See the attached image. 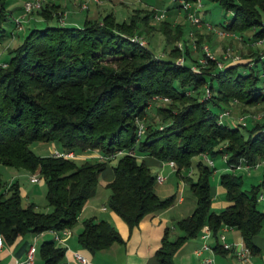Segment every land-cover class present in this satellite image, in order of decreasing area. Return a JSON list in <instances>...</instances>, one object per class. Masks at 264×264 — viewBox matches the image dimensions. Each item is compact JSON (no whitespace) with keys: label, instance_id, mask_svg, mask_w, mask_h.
Wrapping results in <instances>:
<instances>
[{"label":"trees","instance_id":"16d2710c","mask_svg":"<svg viewBox=\"0 0 264 264\" xmlns=\"http://www.w3.org/2000/svg\"><path fill=\"white\" fill-rule=\"evenodd\" d=\"M48 1L36 10L45 20L58 18L53 8L57 2L50 0L49 5ZM216 1L230 11L221 23L224 28L243 32L252 27L253 36H264V0ZM8 2L0 0V43L13 34L20 39L0 58V164L38 168L52 209L23 204L18 180L5 182L0 172V234L5 241L26 231L71 227L87 198L97 192L100 172L111 158L78 161L74 156L42 154L30 147L34 140H45L74 152L98 149L109 154L123 149L106 181L110 188L107 203L130 228L144 214L169 206L175 197H162L155 191V173L144 155L174 161L196 200L192 211L174 222L180 233L170 237L171 227L165 226L155 249L158 264H177V250L185 240L199 235L205 223L215 237L211 243L215 249L227 250L217 236L221 226L228 224L239 230L251 253L259 250L254 240L264 219V210L258 206L259 183L245 188L242 174L222 171L219 183L226 204L217 210L211 208L210 191L215 166L198 159L196 178L187 171L192 156L203 152L211 157L226 152L224 165L230 167L264 159V103L260 118L247 116L241 122L221 115L231 100L243 105L264 102V53L222 65L210 57L200 63L183 37V23L163 19L160 29L166 40L183 38L184 59L177 61L182 51L175 43L166 56L157 54L147 42L135 38L153 8H135L122 20L108 11L97 18L86 16L80 24H31L20 36L13 30L18 22ZM195 41L202 49L199 32ZM156 95L169 101L155 103ZM150 105L158 121L148 113ZM142 117L146 123L138 135ZM82 223L78 240L90 250L123 241L106 218L91 215ZM39 250L44 264H57L65 246L46 239Z\"/></svg>","mask_w":264,"mask_h":264},{"label":"rangeland","instance_id":"374dc122","mask_svg":"<svg viewBox=\"0 0 264 264\" xmlns=\"http://www.w3.org/2000/svg\"><path fill=\"white\" fill-rule=\"evenodd\" d=\"M45 0H43L44 2ZM59 1V0H58ZM61 2L66 1L71 3L73 1V5H75V8L69 7L67 8L68 13H66L68 16H76L77 20L82 23L84 17L86 16V13L89 14V17L91 18H97L103 15L104 13L111 11L113 7L111 5L105 4V0H87L89 4V11L86 10V7H81V2L83 0H60ZM104 1V2H103ZM113 3L115 4L114 10L116 11L115 17L118 20L122 19H128L130 14L133 12L135 8H153L154 11L152 12L151 17L148 19L147 24H143V29L141 33H138L137 36L141 39H143L145 42H147L148 46L153 49L154 52L157 54H161L163 56H166L168 53V50L171 46V43H175L179 48H181L182 53L178 55L179 58L184 59V40L181 37H176L173 39V41H168L166 40L165 34L163 31L160 29V21L163 19H166L168 21L172 22H182L183 23V37L188 38V44L192 46V49L190 50V53L195 56L198 60V62L205 64L207 61V58H213L216 59V62H226L228 60H234L233 58H242V57H253L256 52L264 53V36L257 37L256 41L252 42L254 44V47L258 46V49L256 51L252 50V47L250 49L249 46L245 45V42L241 40L239 43H233L231 39L229 40H211L212 44L214 45L212 48L210 45V42L205 40V36L198 31L201 36H202V45L203 43H206L209 46V51L213 55V57L208 56L206 53L201 54L203 52V47L202 49L198 48L196 46V41L195 38L198 36L197 26H200L201 24H192L190 19L187 18L186 16V10L179 6L177 1L174 0H112ZM202 4H200L198 7V13L202 20L206 21H211L214 23H222L227 16L230 15V11L226 10L218 1L216 0H201ZM23 2L24 0H9L8 6L11 8V11L13 12V16L21 18V24H18V27H13V30L16 31L18 34H23L24 31L28 28L29 25L31 24H43V23H58L64 21L63 18H65V21L68 19L66 18V14L64 15V8L63 6L57 2V4L53 6V8L56 7L57 11V16H53L48 18L47 20H42V21H35L34 16L37 17V10H33L31 12H28L27 14L24 13L23 11ZM49 5H51L50 0L48 1ZM111 3V2H110ZM112 4V3H111ZM113 5V4H112ZM71 6V5H70ZM79 6V7H78ZM179 8V13L178 12H173L172 10H168L174 7ZM192 9V7H190ZM55 11V12H56ZM155 11L158 13L156 15ZM140 12H143L140 11ZM181 21H178L180 20ZM193 25V27H192ZM196 26V27H194ZM189 30L192 31L191 34H189ZM196 30V31H195ZM197 32V33H196ZM216 36L220 38H225L226 34L225 33H217ZM19 37V36H18ZM227 37V36H226ZM172 38V36H171ZM204 38V39H203ZM20 39V37H19ZM18 39V40H19ZM17 36L15 34L9 36L8 38L4 39L0 43V58L2 54L6 52L8 47L12 46L15 44L17 41ZM256 44V45H255ZM205 52V51H204ZM247 55V56H244ZM206 56V60L202 61L200 58H204ZM177 57V58H178ZM195 66H197L196 62H194ZM169 101V98L167 99H162V98H157L155 103L158 104H166ZM263 101H259L255 104H240L236 100H231L230 104L225 107L223 110L222 115L230 116L231 118L237 120V121H245L247 116H252L255 118H260L262 116V108H263ZM155 110L152 109V105L148 107V113L152 114L154 116L155 120H159V116L154 112ZM142 121L145 125L146 123V117L139 118V121ZM30 147L38 152V153H51V150L53 147L60 148L61 146L54 141H45V140H34L30 143ZM92 150V149H91ZM91 150H81V151H76L74 157L76 160L81 161L84 157H81V155H87L91 153ZM209 155L208 153H206ZM119 154H116L115 156L111 157L108 159V163L106 167L100 172L98 183H97V192L87 198L85 201L84 205L88 201L94 202L97 206L101 204L106 205V209H98L100 213L106 214V216L109 218V221L118 229L120 232L123 240H127L129 237V230L131 229L127 221L119 215L114 209H112L108 203H107V196L110 192L109 186L106 185V181L109 180L107 176H105L106 172H111L112 173V164L115 163L117 157ZM210 156V155H209ZM211 157V156H210ZM150 158V157H149ZM213 158V165L215 166L214 171L212 172L210 176V191L212 193L213 199L211 202V208L213 209H220L224 206V204L221 202V199L224 198V190L220 186L219 183V174L227 169L234 170L235 172H238L242 174V186L245 188L250 187L253 183H259V188L262 190L264 193V159L263 158H258V163L256 165H245L244 163L236 166V167H230L224 165V159L222 155H216ZM198 159H202L204 162L210 164L207 160L206 157L202 154H194L192 156V164L190 166V169L187 171V173H190L192 175V178L195 179L197 176V168H196V161ZM148 165L150 166V169L153 173L155 171L160 170L162 174L165 175V179L163 181H155V191L158 193L159 196H168L170 194H175L174 200L172 202V205L169 206L166 211L165 215L168 216V218L172 220H176L177 217H180L183 215V213H188L184 212L186 211L185 209L189 207V205H194L195 206V200L196 196L194 192L191 190L189 186V182L185 180L183 175L180 172H176L175 168L170 165L168 161H165L164 164H158L155 162H147ZM186 169H181V172H185ZM0 172H1V177L2 180L5 182H9L12 179H17L20 187V194H21V201L23 204H27L32 202L34 204V207L38 210L42 211H49L52 209V205L48 202L47 197H46V183L45 180L43 179L42 176H40L39 170L37 168L35 170H30L26 167H15L11 165H6V164H0ZM32 173H36L39 175L38 180H30V175ZM107 177V178H106ZM184 179L183 182L181 179ZM178 182L179 184H182V189L180 190V193L184 196V200L182 202L177 201V196L179 193L178 189ZM2 185H0V190L2 189ZM215 200L220 201L215 202ZM258 206L264 210V202L263 200L258 201ZM110 212H112L116 216V220L121 221L125 224L126 229L121 230L117 227L116 222L114 221L113 217L109 216ZM88 211L84 212L82 214L80 212V215L82 214L83 218L85 215L91 216L87 214ZM84 215V216H83ZM87 217V216H86ZM80 218V219H81ZM85 218V217H84ZM83 218V219H84ZM80 219H77L73 224H72V229L73 231H76V227L78 225L77 221ZM82 221V220H80ZM169 223L171 222L168 220ZM167 222V221H166ZM165 222V223H166ZM168 223V224H169ZM161 226L164 225L163 222L160 223ZM136 228L139 227V223L134 225ZM133 226V228H135ZM137 230V229H136ZM134 229L133 234H135ZM54 234V231L51 230ZM224 236L226 241H229L231 243H236L239 240H242V237L239 233V230L237 228L234 229V232L236 234H231L235 235L234 240H227L229 234V230L224 229ZM264 232V222L263 226L259 230V234H263ZM47 233H49L47 231ZM177 233H180V229L178 227L171 228L169 231V236L170 237H175ZM155 235V234H153ZM134 236L131 237V240ZM200 237V236H199ZM194 238H197V236H194ZM58 239V238H57ZM213 240V234L211 233L209 236L203 238L200 237V241H212ZM35 250L37 253L40 252L39 250V245L36 246L34 242ZM228 252L232 251L231 248L227 250ZM83 254V253H82ZM85 257H87L85 254H83ZM220 255V254H219ZM210 256L213 255L210 254ZM254 256H258L259 254H254ZM233 257V256H231ZM236 264H244L245 262H249L241 260L236 256L235 258ZM234 260V261H235ZM262 260V259H261ZM239 262V263H237ZM202 264V263H200ZM213 264V263H212ZM225 264H229L226 262ZM249 264V263H247Z\"/></svg>","mask_w":264,"mask_h":264},{"label":"crops","instance_id":"0c3cea01","mask_svg":"<svg viewBox=\"0 0 264 264\" xmlns=\"http://www.w3.org/2000/svg\"><path fill=\"white\" fill-rule=\"evenodd\" d=\"M54 1L60 3L63 6L64 15L66 13H68L67 8H69V7L75 8V5H73V1L71 3L66 2V1L61 2L60 0L59 1L54 0ZM89 2H90V0H89ZM89 2L87 1L88 5L86 7V10H88V11L90 8ZM105 4H107L109 6L111 5V7H113V9L111 11L115 15L116 11L114 10L115 4L113 3V1L112 0H105ZM168 10H172L173 12H178L179 8L175 6L174 8H171V9L168 8ZM11 14L13 15L12 11H11ZM86 16H89V14L86 13ZM34 18H35V21L45 20V18H43L42 15L39 14L38 12H37V17L34 16ZM66 18H68L66 20V22L80 24V22L76 19L77 18L76 16H72V15L68 16L66 14ZM63 20L65 21V18H63ZM64 21H62V22H64ZM178 21H181V19ZM208 22L210 23V26L205 24V23H202L200 26H197V28L199 29L198 31H200L203 34V36H205L204 37L205 40L210 42V45L212 48H214L213 47L214 45L212 44L211 40H223V41H225L228 39L229 40L231 39V41H233V43H239L241 40H243L245 42V45L249 46L250 49L252 47H254V44L252 42L256 41V39H257L255 36H253L254 28H252V27L247 28L243 32H239V31H235L232 29L224 28L221 25V23L217 24V23H214L211 21H208ZM192 27H193V25H192ZM194 27H196V26H194ZM222 32L225 33L227 37L225 36V38L219 39L216 36V34L222 33ZM257 49H258V46L252 48V50H254V51H256ZM244 56H247V55H244ZM248 57H250V56H248ZM248 57H242V59L248 58ZM238 59H241V58H238ZM238 59L236 58L234 60H238ZM229 61H232V60H229ZM229 118H231V117L229 116ZM96 150H98V149H92L91 153H89L87 155H81V157H84V158L95 157L93 154H94V152H96ZM144 158H145L146 162H155L158 164H164V162L167 161L165 159H158V158H155V157L150 156V155H144ZM170 165H172V164H170ZM173 167L175 168V166H173ZM37 170H38V168H37ZM158 171L161 172L160 170H157V171H155V173ZM105 176H107L108 178H111L112 173L106 172ZM181 180L182 181H180V182L182 183L184 179L182 178ZM178 185H180V186H178L179 193L177 196V201L182 202L184 200V196L180 193V190L182 189V184H179V182H178ZM260 192H262V190H260ZM212 199H213V196H212ZM212 202H214V201H212ZM215 202L219 203L220 201L215 200ZM221 202L224 205L226 204L225 197L223 199H221ZM171 205H172V203L169 206H171ZM169 206H167L166 208H164L160 211H157V212H148V213L144 214L138 222L139 227L136 228L134 226L135 228L132 227L129 230V237L127 238V240L113 241L104 247L98 248L96 250H90L87 247L83 246L78 240V232L82 229V225H83L82 221H80V220H83L84 217L88 216V215H85V216L83 215L84 217L81 218L82 214H84V212L88 211L87 214L93 215L97 219L98 218H106L109 220V218L106 216V214H102V213L98 212L99 211L98 209H102V210L106 209V205L104 203L97 206L94 202L88 201L86 203V205L83 206L80 210V212L82 214L80 215V212L78 214L77 219H80V218L81 219L79 221H77L78 225L75 228L76 231H73L72 227H69V232H67V233H61L60 232L61 233L60 239L55 238L54 234H52L53 232H51L50 229H45V230H42L39 232L26 231L25 233L18 234L12 241H5V239H3V244L0 245V264H8L10 261H12L16 257H23L25 255V251H26L28 244L35 242V244L37 246L43 240H46V239H53L56 244H61V245L65 246V252H64L63 256L61 257V259L59 260V262L61 261L64 264H158L157 258L155 255V249L160 244V237L163 233V230H164L165 226H170L171 228L175 227L174 226L175 220L168 218V216H166L164 214L166 209ZM193 208H194V205H189V207H187L185 209L186 211H184V212L190 213ZM188 213H185V214L183 213V215H181V216H184ZM109 216L113 217L114 221L117 224V227L121 230V232H123L122 230L126 229L125 224L121 221L116 220V216L112 212H110ZM177 218H179V217H177ZM168 220H170L171 222L169 223ZM161 222L164 223L163 226H161V224H160ZM263 222H264V219H263ZM262 226H263V223H262ZM134 229L135 230L137 229V230L135 231V234L132 235ZM234 229H235V227H233V226L227 228V230H229V234H230V235H228L227 240H234L235 235H231V234H236V232H234ZM47 231L49 233H47ZM153 234H155V235H153ZM132 236H134V237L131 240ZM199 236L200 235H197V238L190 237L183 242V244L180 246V248L175 253V261L177 264H200V263H202V264H212V263L213 264H225L226 262H228L229 264H236L235 263L236 262L235 253L233 251L228 252L227 251L228 249L226 251H222V250L215 249L214 247H212L210 249H203L200 254H197L194 250L201 243V241H200L201 236L200 237ZM254 240L257 243V245L259 246V250L255 253H251L250 257L247 259L249 262H245L244 264H247V263H249V264H264V232H263V234L257 233L254 237ZM211 243L213 244L214 241H212ZM75 250H78L81 253L85 254L87 256L88 260L86 262L79 261L74 256L73 252ZM256 253L259 254L261 258H259L258 256H254V254H256ZM210 254L213 255L212 261L209 263L203 262L202 257L204 255H210ZM231 256H233V257H231ZM237 263H239V262H237ZM33 264H44L43 256L41 255L40 252L37 253L36 250H35Z\"/></svg>","mask_w":264,"mask_h":264},{"label":"built area","instance_id":"2783aa9c","mask_svg":"<svg viewBox=\"0 0 264 264\" xmlns=\"http://www.w3.org/2000/svg\"><path fill=\"white\" fill-rule=\"evenodd\" d=\"M181 7H183L185 10H186V16L188 19H190L191 23L192 24H201V23H205L207 25L210 26V23L208 21H204L202 20V18L200 17L199 13H198V7L200 4H202V1L201 0H176ZM43 3V0H24L23 2V11L24 13H28V12H31L35 9H38L41 7ZM88 3H87V0H83L81 2V7H87ZM190 7H192V9H190ZM158 14L156 11H155V14L156 15ZM18 24L20 25L21 24V18L19 17H15ZM192 31L189 30V34H191ZM135 38L136 39H139L141 43H144L145 41L141 38H139L137 35H135ZM203 47V50L205 51V53L208 55V56H211L213 57V55L210 53L209 51V46L206 44V43H203L202 45ZM202 61H205L206 60V56H204V58H200ZM233 59H236V58H233ZM177 61L178 62H182L183 59L182 58H177ZM223 62H218V65H222ZM206 92L207 94H209V90L208 88L206 89ZM155 100L158 98H162V99H167L166 96H160V95H156L154 96ZM223 114V111L221 112V115ZM244 122V121H242ZM160 126H162V124H160ZM144 123L140 120H138V126H137V134L140 135L143 130H144ZM123 149H117L109 154H104L102 153L101 151L99 150H96V152H94V156L99 158V159H103V158H108V157H113L115 156L116 154L122 152ZM51 153L52 154H55V155H65V156H74L75 155V152L71 149H68V150H62L60 148H56V147H53L52 150H51ZM207 152H203L202 155H204V157L207 158L208 162L213 165L214 161H213V158L210 157L209 155L206 154ZM222 157L223 159L225 160L227 158V153L224 152L222 153ZM170 164H172L173 166H175L174 164V161L172 159H169L167 160ZM258 163V161L255 162V164L253 165H256ZM242 163H239L237 164L236 166L240 165ZM245 165H248L246 163H244ZM234 166V167H236ZM249 166V165H248ZM39 179V175L36 174V173H32L30 175V180H38ZM155 179L157 181H163L165 179V175L162 174L161 172H156L155 173ZM259 199L263 200L264 202V193L263 192H260L259 193ZM231 227L230 225L228 224H223L221 226V228L219 229L218 231V236H217V239L218 241L220 242L221 246L225 249H229L231 248V250L235 253V255L240 258L241 260H244L246 261L250 255H251V249L250 247L244 242V240H239L237 241L236 243H231L229 241H226L225 240V236H224V229H227ZM50 230H53L54 231V236L55 238H58L60 239V234L61 233H67L69 232V227H63V228H59V229H50ZM61 232V233H60ZM211 229L209 227V225L207 223L203 224L202 227H201V231H200V236L205 238L207 236H209L211 234ZM215 240V237L213 236V240ZM212 241H202L200 243V245L198 247L195 248V252L197 254H200L201 251L203 249H210L212 248V245H211V242ZM3 244V236L0 234V245ZM74 256L81 262H86L88 259L87 257H85L80 251L78 250H75L74 252ZM34 255H35V246H34V243H30L28 244L27 248H26V251H25V255L23 257H16L14 258L12 261H10L8 264H33V261H34ZM212 256L210 255H204L202 257V260L203 262L205 263H209L212 261ZM58 264H64L63 262H58Z\"/></svg>","mask_w":264,"mask_h":264}]
</instances>
